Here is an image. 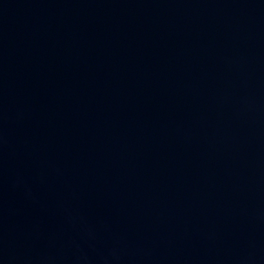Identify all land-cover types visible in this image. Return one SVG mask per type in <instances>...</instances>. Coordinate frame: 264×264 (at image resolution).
<instances>
[{"label":"water","instance_id":"95a60500","mask_svg":"<svg viewBox=\"0 0 264 264\" xmlns=\"http://www.w3.org/2000/svg\"><path fill=\"white\" fill-rule=\"evenodd\" d=\"M0 264H264V0H0Z\"/></svg>","mask_w":264,"mask_h":264}]
</instances>
